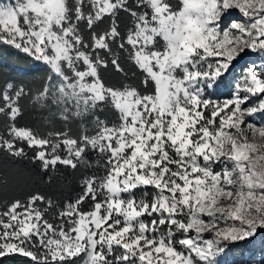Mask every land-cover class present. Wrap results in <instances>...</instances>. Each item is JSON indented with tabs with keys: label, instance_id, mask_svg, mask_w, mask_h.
I'll return each instance as SVG.
<instances>
[{
	"label": "snow or ice",
	"instance_id": "1",
	"mask_svg": "<svg viewBox=\"0 0 264 264\" xmlns=\"http://www.w3.org/2000/svg\"><path fill=\"white\" fill-rule=\"evenodd\" d=\"M0 44L49 71L35 96L23 85L0 89V150H31L44 172L87 166L89 152L104 160L59 210L39 193L6 204L0 258L219 264L228 243L264 231V0H0ZM247 51L261 62L227 99H213L208 89ZM125 59L143 75V93L105 82L102 70L123 73ZM25 98L55 106L65 128L20 126ZM106 107L118 123L95 117L94 134L70 135L73 118Z\"/></svg>",
	"mask_w": 264,
	"mask_h": 264
},
{
	"label": "trees",
	"instance_id": "2",
	"mask_svg": "<svg viewBox=\"0 0 264 264\" xmlns=\"http://www.w3.org/2000/svg\"><path fill=\"white\" fill-rule=\"evenodd\" d=\"M129 2L132 3V0ZM105 19L108 20L107 17ZM117 22L125 30L132 26L131 18L124 13H121L117 18ZM8 54V61L0 57V89L12 81H16V85L19 82L26 85V88L32 90V94L35 90L41 89L46 77L34 73H42V69L33 68L31 65L27 66L24 60L28 57L23 55L21 51L10 48ZM15 59L17 61L13 62ZM122 67L124 68L123 73L116 72L115 69L102 70L105 82L109 86L121 90L135 88L143 93L145 85L140 70L127 59L122 63ZM47 71H44L45 75ZM22 108L23 118L20 120L22 126L31 127L43 134L49 130L50 125L54 131L63 130L66 126L59 114L56 113L55 106H42L32 103V99L25 98L22 101ZM94 116L109 124L119 122L118 113L107 107L103 111H97ZM4 120L5 118L0 116V129L3 127ZM67 127L70 130V135L73 136H79L83 132L92 135L95 132L92 125V115L73 118ZM31 156V150L28 151L27 157L20 158L0 150V210L15 199L26 201L30 194L39 193L44 195L46 199L53 201L54 209H50V213H52L54 210H59L64 204L74 201L82 193L85 176L103 172L104 160L94 152L88 153L87 166L81 164L73 170L58 165L55 172L42 171L39 162L33 161ZM143 193L144 190L142 189L135 190L137 198L142 197ZM258 236L264 239V231L260 230ZM248 247L249 245L243 241L232 242L228 243L224 253L234 261L244 260V252ZM0 264H30V260L23 256L10 255L0 258Z\"/></svg>",
	"mask_w": 264,
	"mask_h": 264
},
{
	"label": "rangeland",
	"instance_id": "3",
	"mask_svg": "<svg viewBox=\"0 0 264 264\" xmlns=\"http://www.w3.org/2000/svg\"><path fill=\"white\" fill-rule=\"evenodd\" d=\"M173 2H175V0H173ZM238 18H239V14H234L232 16L223 18L221 21V26L224 28H227L231 22H233L234 20H237ZM10 48L14 49L15 51H19L8 45L0 44V57L8 61L9 60L8 53H9ZM23 55H26L28 57L26 58V60H24L27 63V66L31 65L33 68L42 69V73H34V74L38 76L43 75L46 77V80H47V77L49 75V72L47 71L48 69L47 66L43 64L42 62L34 60L32 57L28 56L26 53H23ZM16 61L17 60L15 59V61L13 62H16ZM254 61L257 64H259L261 62V58L258 53H252L251 51H247L246 54H241V57H237V59L233 61L232 65L230 66L229 71L226 72L221 78L218 79L217 84L213 88L208 89L209 95L213 99H216V100L222 101L224 99H227L229 95L233 92L236 82L241 78L246 68L252 65ZM44 71H47L46 75L44 74ZM11 84L16 85V81H12ZM18 85L26 86L22 84L21 82H19ZM39 90L40 89L35 90L33 92V96H35V94ZM32 103H35L33 99H32ZM94 120H95V116L92 115L93 129L96 130ZM49 131H54L51 125H50L49 130H47L45 134ZM259 232L260 230H258V233L254 237L243 240V242L249 245L247 250L244 252V257H243L244 260L240 259V260L234 261V259L228 258L225 253H222L217 258L219 264H264V239H262L261 236H258Z\"/></svg>",
	"mask_w": 264,
	"mask_h": 264
}]
</instances>
